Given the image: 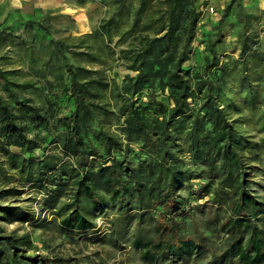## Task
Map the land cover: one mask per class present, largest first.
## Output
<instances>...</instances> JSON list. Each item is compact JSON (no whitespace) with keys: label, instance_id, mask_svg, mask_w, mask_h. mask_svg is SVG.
<instances>
[{"label":"trees","instance_id":"16d2710c","mask_svg":"<svg viewBox=\"0 0 264 264\" xmlns=\"http://www.w3.org/2000/svg\"><path fill=\"white\" fill-rule=\"evenodd\" d=\"M110 1L95 29L101 47L113 35L136 42L121 49L128 72L118 81L107 59L74 63L90 53L38 19L9 10L0 22V264H85L30 253L29 232L3 222L73 238L109 213L99 240L144 264H264V186L253 174H264V136L243 127L255 118L264 130V48L245 33L251 9L238 0L232 13L228 0L203 23L191 63L202 0ZM112 114L124 116L122 135L100 117ZM24 186L44 193L39 213L50 219L17 203Z\"/></svg>","mask_w":264,"mask_h":264},{"label":"rangeland","instance_id":"374dc122","mask_svg":"<svg viewBox=\"0 0 264 264\" xmlns=\"http://www.w3.org/2000/svg\"><path fill=\"white\" fill-rule=\"evenodd\" d=\"M132 0V4H133ZM228 0H202L200 9L203 16L198 21V28L193 40V48L195 53L191 59V63L196 62L201 53V44L198 42L200 37V29L209 27L203 26L207 20L214 22L225 3ZM237 1L232 3V13H238L240 8L237 6ZM245 7H249L251 12H248V21L245 27V33L249 37L259 38L261 42L260 48H264V0H243ZM134 5V4H133ZM115 5L110 0H87L84 3H78L75 0H0V22L6 18V14L9 10L12 11L13 16H22L24 18L38 19L42 24L46 25L53 36L62 39L65 44L71 45L72 49L78 51L89 52L88 56L82 58H75L74 63H79L85 67H100L98 63L94 62L92 58L94 56L97 59H107L110 67L105 69V72L109 76H116L117 81L128 72V69L124 67V59L121 56V49L129 47L132 43H136L135 39L130 37H118L113 35L112 39L107 42L110 47L109 50L101 47L99 36L95 34V29L101 19V17L110 13L114 9ZM14 8L17 10L14 12ZM39 13V15H38ZM42 15V17L40 16ZM52 17H46V16ZM243 16V15H242ZM241 16V17H242ZM16 33L23 34L28 37L29 34L22 28L16 29ZM226 39L236 37V34L232 30H225ZM254 38V39H255ZM256 45V44H255ZM111 50V51H110ZM86 52V53H87ZM232 56H237L236 53H232ZM189 63V64H191ZM250 65V64H249ZM252 72L254 69L251 70ZM254 73V72H253ZM258 75V74H257ZM253 79L257 85H259L261 79L254 77ZM253 83V82H252ZM235 113L230 114L234 117ZM103 118V123L107 128L122 135V131L119 129L123 124L124 116L108 115ZM254 119H244L248 124H243L246 132L249 135H254L255 139H260L264 136V130L261 128V121L257 124L254 123ZM14 149H18L17 147ZM264 166V165H263ZM261 166V167H263ZM255 178L259 180L261 186H264V174L262 171L253 173ZM257 188H261L256 186ZM22 200H18L17 203L31 206L35 211L38 222L41 219H50L53 214L50 211H44L39 213V201L44 197V193L40 190H30L24 186L22 194L19 196ZM31 197L32 200L26 201ZM24 199V200H23ZM31 203V205H30ZM113 214L98 215L95 219V228L87 231L86 234L81 236H75L70 238L67 234L58 232L55 229L50 228V224L45 227L32 228L30 223H21L19 221L3 222L2 226L6 229L17 228L19 232L28 231L30 235L31 246L29 252L37 250L41 253H48L49 255L55 253H61L64 255H74L79 257L82 263L85 264H144L140 259L129 251L128 246L118 249L113 246L108 239L99 240V235H105L110 227V218ZM161 264V263H159Z\"/></svg>","mask_w":264,"mask_h":264}]
</instances>
